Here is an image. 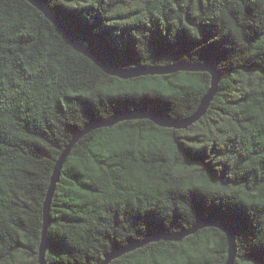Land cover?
Segmentation results:
<instances>
[{"label":"trees","instance_id":"obj_1","mask_svg":"<svg viewBox=\"0 0 264 264\" xmlns=\"http://www.w3.org/2000/svg\"><path fill=\"white\" fill-rule=\"evenodd\" d=\"M43 1L108 66L210 62L221 75L186 129L133 119L79 138L52 199L46 264H102L212 219L234 235V264H264V0ZM210 87L203 71L111 76L27 0H0V264H40L53 171L85 128L144 111L188 118ZM228 250L206 226L108 264H226Z\"/></svg>","mask_w":264,"mask_h":264},{"label":"water","instance_id":"obj_2","mask_svg":"<svg viewBox=\"0 0 264 264\" xmlns=\"http://www.w3.org/2000/svg\"><path fill=\"white\" fill-rule=\"evenodd\" d=\"M33 6H35L38 10H40L58 29L66 37L67 41L70 45L79 53L89 57L91 60L94 61L102 70H104L107 74L111 76H116L122 79H130L134 77L146 76V75H164V74H171L176 73L179 71H203L208 72L211 76V87L208 93L202 98L200 105L194 115L184 118V119H170L166 117H160L156 113H151L148 111L133 113V114H120L109 118L108 120L102 123H96L93 126H88L84 129L80 134H78L66 147L64 152L62 153L60 159L57 161L53 175L51 178L50 186L48 189L46 201L44 203L43 209V231H42V241L40 245V264H46L45 261V254L47 248L49 246V238H48V230L51 224V203L53 196L56 191V186L60 180L61 171L64 165V162L68 155L70 154L71 149L74 147L76 142L82 136L89 133L94 128L105 126L110 127L118 122L124 120H133V119H149L158 126L165 127V128H176V129H186L196 121H198L201 117H203L209 107L210 102L213 100L215 93L217 92L218 84L221 79L220 72L217 69V66L214 63H179L170 66L158 67V66H151L148 68H132L127 70H121L117 68H113L105 64L98 56H96L93 52H91L87 47H85L79 40H77L74 33L71 31L70 27L67 26L66 22L62 19V17L55 12L52 8L49 7L43 0H27ZM206 226H214L221 229L228 238V260L226 264H234L235 256H236V243L234 239V235L232 231L222 222L218 220H211L207 222H200L196 225L191 231L186 234L177 233V234H168V235H157L155 237H151L144 241V243H135L130 244L124 247L119 253L115 252L105 258L102 264H108L112 259L116 258L117 256L121 255L122 253L131 251L136 247L145 244V242L149 241H158V240H170V241H180L183 236L189 235L191 233L196 232L198 229L206 227Z\"/></svg>","mask_w":264,"mask_h":264}]
</instances>
